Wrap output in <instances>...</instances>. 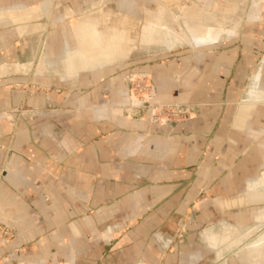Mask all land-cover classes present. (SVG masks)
Instances as JSON below:
<instances>
[{
	"label": "crops",
	"instance_id": "0c3cea01",
	"mask_svg": "<svg viewBox=\"0 0 264 264\" xmlns=\"http://www.w3.org/2000/svg\"><path fill=\"white\" fill-rule=\"evenodd\" d=\"M56 1L0 0V11L40 16L21 23L23 34L0 20V223L16 230L0 246V264H176V249L158 248L147 260L144 241L156 230L163 248L175 244L190 205L200 204L208 224L210 213L230 209L232 222H216L240 223L242 211L245 223L262 221L264 21L256 4L239 0L223 15L232 23L210 25L214 35L185 43L179 55L102 68L127 58L128 48L106 56L77 41L78 51L62 57L64 79L37 71L47 47L41 17L80 13ZM72 62L91 65L68 69ZM130 73L150 77L153 103L191 105L190 118L156 123L149 111H124ZM165 223L173 232H160ZM253 232L233 237L226 226L202 235L217 259L235 247L242 262L264 264V232L242 242Z\"/></svg>",
	"mask_w": 264,
	"mask_h": 264
},
{
	"label": "rangeland",
	"instance_id": "374dc122",
	"mask_svg": "<svg viewBox=\"0 0 264 264\" xmlns=\"http://www.w3.org/2000/svg\"><path fill=\"white\" fill-rule=\"evenodd\" d=\"M99 7L94 6L100 2ZM239 0H59L55 3V8L62 9L65 13V8L70 9L73 12V7L80 10L78 14H71L69 16H61L55 12L56 15L53 16H42L44 28L47 27L48 31L44 32L43 40L47 41V47L44 49V53L48 57L47 67L46 64H40L37 66V71L39 67H42L47 73H60L62 72V57L68 56L72 53L78 51L79 42L83 45L82 50L87 51L89 40H86V33L89 32L94 36L98 42V45L102 55L109 56L110 52H115L120 48H128V57L124 58V61L111 64L110 66H119L123 63H132L133 61L142 60L148 57H163V56H174L179 55V52L189 50V46L185 43H190L188 38L185 39L184 32L190 33V37H197L198 39L205 40L204 37H198V29L201 26V22L204 20V15L200 13L203 12H213L212 16L215 17V12L218 14L220 19L219 25L232 23V16H223L227 11H232L235 7L240 6ZM249 3L248 0L245 2V7ZM253 3L256 4L257 12L256 19L264 21V0H252L251 7ZM244 4V3H243ZM250 4V3H249ZM98 9L102 12V15H96L97 22L94 20V15H89ZM26 10L18 11H0V20L2 22H9L17 24V31L19 34L28 32L27 29H23L26 25L21 24L24 21L31 19H38L37 17L25 15ZM195 11V15H185L188 12L192 13ZM15 13V14H14ZM17 13V14H16ZM200 13V14H199ZM209 13V14H210ZM220 14V15H219ZM223 17H222V16ZM188 16V17H187ZM249 17V16H248ZM242 17H240L241 19ZM62 19V20H61ZM81 19V20H80ZM224 19V21H223ZM81 21L74 29L72 25L76 22ZM60 21L58 24V30H54V23ZM157 24L161 25L158 30V36L155 42H141V36L143 34L144 24ZM92 25V26H91ZM212 25V24H211ZM215 26V24H213ZM83 28V31L79 30ZM91 26V27H90ZM38 27L35 26L34 30ZM204 28L207 29L205 26ZM210 27H208L209 29ZM201 29V28H200ZM78 32V33H77ZM94 32V33H93ZM100 35V36H99ZM195 38V39H197ZM201 40V41H202ZM78 41V44H77ZM77 44V47L75 46ZM87 45V46H86ZM123 48V49H124ZM90 50H93L90 47ZM103 50V51H102ZM80 51V50H79ZM94 51V50H93ZM164 60V59H158ZM41 65V66H40ZM66 67V66H65ZM105 67V66H104ZM108 67V66H107ZM89 68L83 69L87 70ZM82 70V71H83ZM69 73V72H68ZM142 73H130L126 75L124 82L128 86L129 97L131 100L133 98L140 100L142 96L147 95V99H144L142 105L139 107L129 106L122 107L124 111H149L151 113V118L156 123L163 122H179L190 118L192 107L186 104H156L151 101L152 92H137L136 79L140 78ZM150 87L155 90L154 95H156V88H154L153 82L150 77H146ZM144 80L143 82H145ZM147 83V84H148ZM150 92V91H149ZM149 94V96H148ZM154 110V112H152ZM204 193L198 194V201L205 199ZM197 201V202H198ZM198 202V203H199ZM211 209V208H210ZM187 215V220L183 224H177L179 236L175 244H170L166 248H163V244L159 243L154 237V230L148 238L145 239V254L146 259L151 260L152 256L149 253L151 251L158 252L159 249L162 253H168L169 249L177 250L176 264H221L225 261L227 264H246L239 260L236 256L237 248H224L223 255L221 259H217L215 251L208 245L207 241L203 239L202 233L211 228L216 233H221L226 226L235 230L233 237H239L243 233L254 230L253 234L243 240L245 244L250 240L254 239L255 236H259L261 232H264V219L260 222H249L245 223L248 218L245 211L238 216L241 219L240 223H220L218 218H223L232 222L230 219L236 209H230V211L225 213H210V222H202V208L200 204L190 205ZM205 210V209H204ZM228 210V209H227ZM263 210L262 208L256 209V211ZM252 214V210L250 211ZM184 216V215H183ZM219 216V217H218ZM0 226H6L0 223ZM173 224L165 223L161 226V231L165 234L173 232ZM234 226V227H232ZM257 226H260L258 229ZM9 227V226H7ZM11 228V227H9ZM14 231V236L16 230ZM147 230V229H146ZM239 233V235H238ZM13 236V237H14ZM242 243V244H243ZM171 246H173L171 248ZM223 247V245H222ZM225 247V246H224ZM159 248V249H158ZM136 248L134 247L133 250ZM134 252V251H133ZM135 253V252H134Z\"/></svg>",
	"mask_w": 264,
	"mask_h": 264
},
{
	"label": "bare ground",
	"instance_id": "6f19581e",
	"mask_svg": "<svg viewBox=\"0 0 264 264\" xmlns=\"http://www.w3.org/2000/svg\"><path fill=\"white\" fill-rule=\"evenodd\" d=\"M196 13H195V11H192V13L190 12H188L187 14H185V15H195ZM204 20L201 22V26H200V28L197 30L198 31V36H205V37H208V36H210V35H214V34H212V33H214V32H209V31H211V30H206V28H204L205 26L206 27H210V25L212 24H215V25H219V23H220V19H219V17H218V14L217 13H215V17H213L212 16V13H210V14H204ZM188 17V16H187ZM161 28V25L159 24V23H157V24H153V23H149V24H144L143 25V34H142V36H141V42H143V43H145V42H155V40L157 39V37L158 36H160V35H158V30ZM220 30V29H219ZM213 31V30H212ZM216 32H218V27L216 28ZM94 33V32H93ZM87 34V37H88V39L90 38V40H89V42L91 43V45H98V42H97V40H96V38H98V37H94V36H92L91 34H89V32L88 33H86ZM184 34H185V39H187L188 38V41L191 43L195 38H197L196 36L195 37H193L192 36V38L190 37V33H187V32H184ZM100 36V35H99ZM81 44V43H80ZM92 51V50H91ZM103 51V50H102ZM81 54V53H80ZM97 54H103L101 51H99V52H97ZM96 55V54H95ZM94 55V56H95ZM112 56V55H111ZM86 58H88V57H86ZM102 58V57H101ZM95 59V58H94ZM85 61V60H84ZM95 61V60H94ZM87 64H89V65H91L90 63H86V62H81V64L79 63L78 65H74V63L72 62L71 64H69V65H67V67H68V69L70 68L71 69V67H74L75 68V66L76 67H78V68H83V66H86Z\"/></svg>",
	"mask_w": 264,
	"mask_h": 264
},
{
	"label": "built area",
	"instance_id": "2783aa9c",
	"mask_svg": "<svg viewBox=\"0 0 264 264\" xmlns=\"http://www.w3.org/2000/svg\"><path fill=\"white\" fill-rule=\"evenodd\" d=\"M136 80H137L136 81L137 82L136 83L137 92L151 93L153 91V87L152 88L150 87L145 77H140ZM144 80L146 81L143 82ZM147 98L148 97L145 94L144 96L141 97L140 100L143 101L144 99H147ZM152 112H154V110ZM13 236H14V231L11 228L7 226H0V246H6L13 239Z\"/></svg>",
	"mask_w": 264,
	"mask_h": 264
},
{
	"label": "water",
	"instance_id": "95a60500",
	"mask_svg": "<svg viewBox=\"0 0 264 264\" xmlns=\"http://www.w3.org/2000/svg\"><path fill=\"white\" fill-rule=\"evenodd\" d=\"M43 53V52H42ZM42 53H41V58L39 59V63L41 62V60H42ZM46 56V55H45ZM122 61H124V59H122V60H120L119 62H122ZM39 63H38V65H39ZM37 65V66H38ZM111 65V64H110ZM110 65H105V67H107V66H110ZM48 68V67H47ZM102 68H104V66L102 67ZM101 68V69H102ZM82 72H88V71H82ZM82 72H80V73H82ZM50 74H54V75H59V76H61V77H63V73L62 72H60V73H50ZM79 74V73H78ZM64 78V77H63ZM64 79H67V78H64ZM135 99V98H134ZM129 100V99H128ZM138 100V99H137ZM142 105V102L141 101H139L138 100V102H136V103H134L133 102V99H131V100H129L128 101V103L125 105V106H132V107H139V106H141Z\"/></svg>",
	"mask_w": 264,
	"mask_h": 264
}]
</instances>
